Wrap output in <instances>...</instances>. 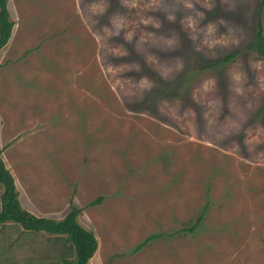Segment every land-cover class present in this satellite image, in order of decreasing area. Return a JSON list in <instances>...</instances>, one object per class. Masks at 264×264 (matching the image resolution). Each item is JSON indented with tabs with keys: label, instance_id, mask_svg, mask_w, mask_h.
I'll list each match as a JSON object with an SVG mask.
<instances>
[{
	"label": "rangeland",
	"instance_id": "374dc122",
	"mask_svg": "<svg viewBox=\"0 0 264 264\" xmlns=\"http://www.w3.org/2000/svg\"><path fill=\"white\" fill-rule=\"evenodd\" d=\"M6 6L0 150L21 207L77 208L97 240L88 264H264V0ZM67 250L0 229V264Z\"/></svg>",
	"mask_w": 264,
	"mask_h": 264
},
{
	"label": "trees",
	"instance_id": "16d2710c",
	"mask_svg": "<svg viewBox=\"0 0 264 264\" xmlns=\"http://www.w3.org/2000/svg\"><path fill=\"white\" fill-rule=\"evenodd\" d=\"M7 0H0V50L8 43L13 23L9 21V14L6 6ZM253 48L264 56V45L261 31L253 43ZM236 56L235 53L228 54L224 61H229ZM205 69V68H204ZM0 229L7 223L19 225L23 231L33 233H46L56 235L57 239L64 241L68 246L67 255L73 254L72 260L63 258V264H88L97 250V240L94 234L83 228L77 221L80 211L69 206L68 212L61 219L48 217H37L23 209L19 201V193L16 190L13 176L6 168L0 150ZM102 197H97L90 202V206H96L102 202ZM205 210L195 220L191 227L183 228L181 231L193 233L203 221ZM150 238L135 247L138 251Z\"/></svg>",
	"mask_w": 264,
	"mask_h": 264
},
{
	"label": "crops",
	"instance_id": "0c3cea01",
	"mask_svg": "<svg viewBox=\"0 0 264 264\" xmlns=\"http://www.w3.org/2000/svg\"><path fill=\"white\" fill-rule=\"evenodd\" d=\"M14 179V178H13ZM15 182V181H14ZM16 185V184H15ZM17 189V188H16Z\"/></svg>",
	"mask_w": 264,
	"mask_h": 264
}]
</instances>
